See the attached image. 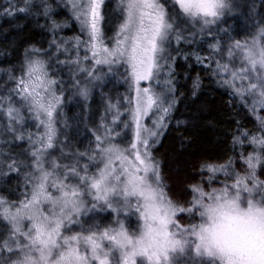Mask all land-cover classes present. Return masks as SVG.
<instances>
[{
    "label": "snow or ice",
    "instance_id": "1",
    "mask_svg": "<svg viewBox=\"0 0 264 264\" xmlns=\"http://www.w3.org/2000/svg\"><path fill=\"white\" fill-rule=\"evenodd\" d=\"M0 7L51 34L47 47L31 44L0 69V264H264V0ZM58 9L78 25L74 37L58 38L69 26ZM241 17L255 29L243 39L228 23ZM180 57L210 69L256 126L236 121L230 147L185 161L170 183L156 153L180 103ZM192 85L195 96L199 76ZM69 92L83 148L64 114ZM13 176L15 188L3 187Z\"/></svg>",
    "mask_w": 264,
    "mask_h": 264
},
{
    "label": "trees",
    "instance_id": "2",
    "mask_svg": "<svg viewBox=\"0 0 264 264\" xmlns=\"http://www.w3.org/2000/svg\"><path fill=\"white\" fill-rule=\"evenodd\" d=\"M107 2L114 6L112 1ZM6 3L7 0H0V6H5ZM59 10L63 15L65 14L62 9ZM0 11H2V7H0ZM55 18L63 20V18L59 19L58 16ZM39 23L42 25L44 23L43 19ZM228 23L233 25V30L241 35L251 29L249 27L250 22L242 17L229 20ZM73 28L74 25L72 24V28L62 31L60 34L68 37L74 33ZM50 39L51 34L47 29L38 26L34 17L25 18L20 16V18L13 20L9 17L0 16V69H8L17 65L23 57L24 49L29 45L35 44L39 47L43 44L44 47H47ZM175 72L179 85L177 96L180 103L177 105V110L173 114L174 119L171 121L168 131L162 137L159 150L156 153L157 158L163 162L164 173L170 183H177L183 178V164L185 161L196 163L201 156L207 153L221 152L230 147L232 134L236 132V121H240L249 131H253L256 126L248 110L241 105H237L228 91L211 74V70L198 65L194 57L189 58L187 61L183 57L178 58ZM66 73L67 70H65V79L67 77ZM197 76L200 77L202 85L197 90L196 95L193 96L192 81ZM6 79V76L0 74V83H3ZM122 90L123 88L120 89V92ZM68 97L75 96L69 92ZM69 98L65 100L64 107L68 123L72 126L73 135L76 134L75 129L79 126L81 139H86L87 133H85L84 122H82L79 100L75 97L69 101ZM97 106H99L98 96L97 104L93 106V110ZM76 115H79V118ZM98 118L97 115L96 119L98 120ZM177 119L187 123L177 127L175 125ZM189 140L191 146L182 150L181 141L186 143ZM222 140L226 143L220 144L219 141ZM26 146V144L23 145V147ZM81 146L83 147V145ZM20 150V148L13 149L14 152ZM249 150L250 147L245 149V155L248 154ZM239 151L240 148L237 147V153ZM17 182L18 178L13 176L8 185L3 187L15 188ZM104 222L107 223L108 220Z\"/></svg>",
    "mask_w": 264,
    "mask_h": 264
},
{
    "label": "rangeland",
    "instance_id": "3",
    "mask_svg": "<svg viewBox=\"0 0 264 264\" xmlns=\"http://www.w3.org/2000/svg\"><path fill=\"white\" fill-rule=\"evenodd\" d=\"M107 1H112L113 2V4H114V0H107ZM53 2H54V0H53ZM58 11L61 13V11L58 9ZM62 11L65 13L64 15L61 13L60 15H58V18L59 19H61V18H63V20H57L58 22H60V23H65V22H67L68 23V27H66V28H62L59 32H58V34H57V36H58V38L60 37V36H63L64 38H71V37H74L75 35H77L78 33H79V27H78V25L76 24V22H75V20H72V19H70V13H68L67 12V10H64V9H62ZM72 24L74 25V28H73V32L74 33H72V35H70V36H68V37H66V35H61L60 33L62 32V31H66L67 29H70V28H72ZM233 26V25H232ZM255 29L254 28H251L250 29V31H249V33L250 32H252V31H254ZM240 34V33H239ZM241 35V34H240ZM244 35V34H243ZM243 35H241V36H238L237 38H241V39H243ZM61 59H63V56L61 57ZM66 70V69H65ZM66 79H67V77H66ZM221 86H223L221 83H219ZM227 91H228V93H229V90L225 87V86H223ZM122 92H124V89L122 90ZM121 92V93H122ZM115 95V94H114ZM229 95H230V93H229ZM231 97V96H230ZM73 98H75V97H72V98H69V101H71ZM232 98V97H231ZM233 99V98H232ZM234 101H235V103L237 104V105H241V106H243L240 102H239V100L238 99H233ZM244 107V106H243ZM247 109V108H246ZM95 111V110H94ZM65 114V113H64ZM78 118H79V115H76ZM252 116V115H251ZM65 117H66V114H65ZM252 118H253V120H254V122H255V125H256V120H255V117L254 116H252ZM95 119H96V117H95ZM175 125H177L176 123H175ZM32 131L33 132H35V127L33 126L32 127ZM61 139H63V137H61ZM80 141H81V145H83V147L84 146H86V144H87V139H81V137H80ZM82 147V146H81ZM82 147V148H83ZM252 151V148L250 147V150H249V152H251ZM262 178H264V177H262ZM105 224H106V222H104ZM108 223V222H107Z\"/></svg>",
    "mask_w": 264,
    "mask_h": 264
}]
</instances>
